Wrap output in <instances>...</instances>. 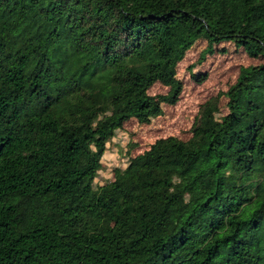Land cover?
Segmentation results:
<instances>
[{"label": "trees", "instance_id": "trees-1", "mask_svg": "<svg viewBox=\"0 0 264 264\" xmlns=\"http://www.w3.org/2000/svg\"><path fill=\"white\" fill-rule=\"evenodd\" d=\"M197 44L264 61V0H0V264H264V63L94 184Z\"/></svg>", "mask_w": 264, "mask_h": 264}, {"label": "rangeland", "instance_id": "rangeland-1", "mask_svg": "<svg viewBox=\"0 0 264 264\" xmlns=\"http://www.w3.org/2000/svg\"><path fill=\"white\" fill-rule=\"evenodd\" d=\"M203 48V44H197L178 66L177 77L183 83V92L174 107H165L164 115L152 120L149 125L139 126L135 121H130L122 130L116 132L101 160V170L94 180L96 186L112 180L115 169L123 170L126 167L125 154L129 150V145H134L131 155L137 156L160 138L172 136L182 141L188 140L199 106L217 94L227 91L235 83L240 67L264 63L250 59L231 44H222L220 48L225 50L224 53H217L198 63ZM191 73L205 74L207 78L198 85L192 81ZM166 92L167 89L155 85L149 94L158 95ZM224 103L222 99L220 106L222 107ZM222 113H225L224 109Z\"/></svg>", "mask_w": 264, "mask_h": 264}]
</instances>
